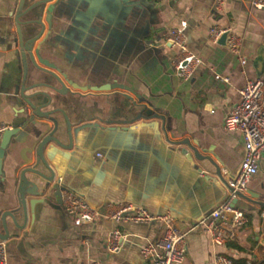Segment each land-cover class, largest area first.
Here are the masks:
<instances>
[{
  "label": "crops",
  "instance_id": "1",
  "mask_svg": "<svg viewBox=\"0 0 264 264\" xmlns=\"http://www.w3.org/2000/svg\"><path fill=\"white\" fill-rule=\"evenodd\" d=\"M38 1L24 0L21 9L22 0H0V124L14 130L0 159V234L9 236L2 240L9 264H147L142 249L160 242L164 224L108 218L121 202L171 216L187 231L184 264H214L217 254L264 264V153L238 199L248 223L234 240L216 245L198 227L225 200L226 181L243 161L242 134L224 124L244 85L264 78V10L252 0H225L220 9L216 0H62L50 32L51 3L27 12ZM183 24L201 61L188 81L175 74L177 49L160 45L168 29ZM216 25L242 39L240 55L212 41ZM33 39L32 60L21 40ZM55 76L66 94L56 91ZM49 136L57 142L45 145L41 160ZM29 169L37 173L26 174L25 217L21 176ZM57 186L101 216L75 224ZM35 198L45 200L32 213ZM116 229L125 239L111 253Z\"/></svg>",
  "mask_w": 264,
  "mask_h": 264
},
{
  "label": "built area",
  "instance_id": "2",
  "mask_svg": "<svg viewBox=\"0 0 264 264\" xmlns=\"http://www.w3.org/2000/svg\"><path fill=\"white\" fill-rule=\"evenodd\" d=\"M225 0H216L218 9ZM252 6L264 10V0H252ZM186 24L179 28L168 29L160 39L163 47L176 48L178 53L173 65L175 74L188 81L201 65L198 56L189 48V39L185 32ZM228 35L226 46L234 54L240 55L242 39L234 33L230 27L214 26L210 30V36L214 43ZM245 64V61L242 60ZM220 81L228 83L229 77L216 74ZM225 129L228 132L239 131L244 141L245 153L238 174L226 181L225 200L212 210L210 215L200 221L203 228L216 245H225L233 241L238 229L248 223L245 213L235 205L240 194H244L249 182L260 171V162L264 153V78L249 80L240 91V100L232 108L230 115L225 120ZM12 127L0 124V147L4 133ZM62 203L65 212L72 218L75 224L82 225L93 223L101 216V210L91 205L84 197L71 191L62 190ZM108 218L124 223L135 224H164L163 236L156 245H146L142 254L147 264H184L187 255L188 232L177 227L171 216H157L146 208L131 202H121L116 211ZM125 234L116 229L109 238L108 250L118 253L121 250ZM0 264H9L7 244L0 240ZM82 264H101L91 261ZM214 264H235L233 259L224 254L215 256Z\"/></svg>",
  "mask_w": 264,
  "mask_h": 264
},
{
  "label": "water",
  "instance_id": "3",
  "mask_svg": "<svg viewBox=\"0 0 264 264\" xmlns=\"http://www.w3.org/2000/svg\"><path fill=\"white\" fill-rule=\"evenodd\" d=\"M62 0H40L38 1L37 3H35L27 12L31 11L32 9L34 8H37V7H40V6H44L46 5L47 3H51L50 6L48 7L47 9V12H46V17H45V22L48 26V30L51 32L52 31V28H53V22H54V11L56 9V7L58 6V4L61 2ZM23 3H24V0H22V5H21V9L23 8ZM21 17V16H20ZM19 17V18H20ZM21 23V22H19ZM37 25L41 26V30L45 29L46 28V25L44 22H42L41 20L35 22ZM21 25V24H20ZM38 37V36H37ZM36 37V39H37ZM36 39H33L32 41H30L29 43H24L23 40H21L22 42V47L24 48L25 52H28L30 57L32 58L33 60V56H32V53H31V49L29 48L30 45L33 43L34 40ZM227 39H228V35L227 34H224L220 40L218 41V43L220 45H223L225 46L226 43H227ZM40 60V63L43 64L44 66H50V64H47L46 62H44L41 59ZM56 77V76H55ZM57 78V77H56ZM58 81L60 82L61 86H62V90H57V92H59L60 94H66L68 92V90H66L64 84L60 81L59 78H57ZM30 100V99H29ZM32 107L34 108L35 106L31 103ZM47 116H50V115H47ZM14 130H8L4 133L3 137H2V142H1V147H0V159H3L4 156H5V151H6V148H7V145H8V141H9V135L12 134ZM51 141H56L57 142V139L53 138V136H49L48 138H46L41 144H40V147H39V155H40V158L41 160H43V149L45 147V145L48 143V142H51ZM185 145L188 147V148H191V150H193L195 152V150L190 146V144L188 142L185 143ZM184 153L187 152V150H183ZM44 162V161H43ZM36 172V170H26L25 172H23L22 176H21V196H22V202H21V208H22V212L24 214V216L26 217L27 216V213H28V208H27V202L25 200V192L27 190V185H28V180L26 178V174L28 172ZM35 186V185H33ZM49 187V184H46L45 188H44V191L47 190ZM62 190L60 188V186H57V193L59 196L62 195ZM32 195H35L37 196V194L35 193H32ZM40 196V195H39ZM243 195L240 194L239 195V198H241ZM62 197V196H61ZM45 199H39V198H35L33 200H31L29 202V206H30V209H31V212L33 213L34 212V208L37 204H40V203H43ZM238 203V200L235 202V205H237ZM3 222H4V217H3ZM9 236H7V233L6 235H2L0 234V240H7Z\"/></svg>",
  "mask_w": 264,
  "mask_h": 264
},
{
  "label": "trees",
  "instance_id": "4",
  "mask_svg": "<svg viewBox=\"0 0 264 264\" xmlns=\"http://www.w3.org/2000/svg\"><path fill=\"white\" fill-rule=\"evenodd\" d=\"M235 264H248L246 262V260H242V261H236V260H233Z\"/></svg>",
  "mask_w": 264,
  "mask_h": 264
}]
</instances>
